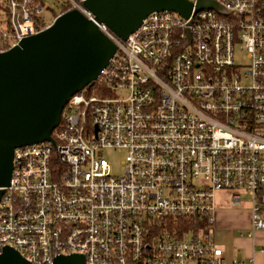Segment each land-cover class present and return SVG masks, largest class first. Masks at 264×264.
<instances>
[{
	"label": "built area",
	"instance_id": "built-area-1",
	"mask_svg": "<svg viewBox=\"0 0 264 264\" xmlns=\"http://www.w3.org/2000/svg\"><path fill=\"white\" fill-rule=\"evenodd\" d=\"M44 1L0 0V54L72 9L116 50L65 105L53 142L13 151L0 254L12 249L29 264L76 254L84 264H222L208 228L223 191L248 194L251 231H263L264 0H210L222 12L187 0L188 15L153 11L125 41L85 0L56 12ZM105 151L125 153L120 174Z\"/></svg>",
	"mask_w": 264,
	"mask_h": 264
},
{
	"label": "water",
	"instance_id": "water-1",
	"mask_svg": "<svg viewBox=\"0 0 264 264\" xmlns=\"http://www.w3.org/2000/svg\"><path fill=\"white\" fill-rule=\"evenodd\" d=\"M96 20L125 41L153 11L188 15L187 0H85ZM197 7H222L210 0ZM115 45L76 9L58 15L43 32L0 54V198L9 186L16 148L53 142L70 98L89 89L115 53ZM0 264H29L6 248ZM52 264H84L82 255L60 256Z\"/></svg>",
	"mask_w": 264,
	"mask_h": 264
},
{
	"label": "crops",
	"instance_id": "crops-1",
	"mask_svg": "<svg viewBox=\"0 0 264 264\" xmlns=\"http://www.w3.org/2000/svg\"><path fill=\"white\" fill-rule=\"evenodd\" d=\"M232 198V197H231ZM243 210L242 197L238 204L231 200V207L218 208L214 203L212 235L221 237L216 246L222 250V264L252 259L254 264H264V230L251 231L252 204L250 198ZM262 216L264 217V196L261 197ZM250 234V236H248Z\"/></svg>",
	"mask_w": 264,
	"mask_h": 264
},
{
	"label": "rangeland",
	"instance_id": "rangeland-1",
	"mask_svg": "<svg viewBox=\"0 0 264 264\" xmlns=\"http://www.w3.org/2000/svg\"><path fill=\"white\" fill-rule=\"evenodd\" d=\"M64 4L63 0H45L44 1V6H48L50 9L56 12L57 8H60L61 5ZM47 18L50 19V17L47 15ZM236 62L240 66H246L248 64V61L246 59L245 53L239 54L238 51H236V56H235ZM103 157L108 161V163L111 166V173L114 175L120 174V168H121V162L125 159V153H117L115 151H105L103 154ZM233 194H238L242 197V206H240L243 210L245 209L244 207L248 203V199L250 196L246 194L245 192L239 191V192H228V191H223V192H217L215 194V203L219 204L218 208L221 209H227L230 208L231 205V200ZM212 225L209 226L208 228V236L209 238L213 241V243L219 244L222 240L220 236L217 235H212L211 230Z\"/></svg>",
	"mask_w": 264,
	"mask_h": 264
}]
</instances>
